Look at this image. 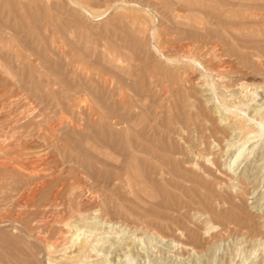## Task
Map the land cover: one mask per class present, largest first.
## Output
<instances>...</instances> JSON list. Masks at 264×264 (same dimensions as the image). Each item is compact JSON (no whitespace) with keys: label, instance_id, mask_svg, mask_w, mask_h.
<instances>
[{"label":"rangeland","instance_id":"1","mask_svg":"<svg viewBox=\"0 0 264 264\" xmlns=\"http://www.w3.org/2000/svg\"><path fill=\"white\" fill-rule=\"evenodd\" d=\"M120 1L0 0V264H66L71 255L80 263L92 237L99 260L83 264H264V129L242 113L259 120L254 108L264 105V1ZM191 74L243 107L231 116L245 125L243 142L228 147L238 138L227 134L218 154L214 142L195 146L214 152L209 172L180 162L190 146L174 137L183 125L194 139L216 132L225 116L197 107ZM242 82L249 98L231 96Z\"/></svg>","mask_w":264,"mask_h":264},{"label":"bare ground","instance_id":"2","mask_svg":"<svg viewBox=\"0 0 264 264\" xmlns=\"http://www.w3.org/2000/svg\"><path fill=\"white\" fill-rule=\"evenodd\" d=\"M68 1V0H67ZM79 1V0H78ZM83 1V0H82ZM114 1V0H113ZM120 1V0H119ZM129 1V0H128ZM179 1V0H178ZM229 1V0H228ZM251 1H253V0H251ZM264 1V0H263ZM70 2H72V1H70ZM73 2H75V6H77L79 3H81V2H78V4H77V2L76 1H73ZM121 2V1H120ZM124 2V1H123ZM126 2H127V0H126ZM133 2V1H132ZM254 2V1H253ZM114 3V2H113ZM119 3V2H118ZM129 3V2H128ZM203 3V2H202ZM208 4H209V2H207ZM219 3H220V1H219ZM232 3H234V2H232ZM239 3V2H238ZM243 3V2H242ZM257 3V2H256ZM116 4V3H115ZM123 3H121L119 6H121ZM125 4V3H124ZM123 4V5H124ZM212 4V3H211ZM229 4H231V3H229ZM236 4V3H235ZM250 4V3H249ZM248 4V5H249ZM80 5V4H79ZM78 5V6H79ZM138 5V4H137ZM118 6V7H119ZM126 6H127V4H126ZM217 6H218V4H217ZM256 6H258V5H256ZM150 7V6H149ZM247 7V6H246ZM87 8H89L88 6H87ZM112 8V7H111ZM116 8H117V6H116ZM126 8V7H125ZM84 9V8H83ZM90 9V8H89ZM109 9V8H108ZM124 9V8H123ZM79 10V9H78ZM91 10V9H90ZM102 10V9H101ZM225 10V9H224ZM81 11V10H80ZM83 11V10H82ZM114 11V10H113ZM120 11H122V9L120 10ZM226 11H228V10H226ZM226 11H225V13L224 14H226ZM230 11V10H229ZM232 11V10H231ZM89 12V11H88ZM123 12V11H122ZM220 12V11H219ZM248 12V11H247ZM114 13V12H113ZM115 13H117V12H115ZM124 13H125V11H124ZM236 13V12H235ZM235 13H233L234 15H236ZM249 13V12H248ZM251 13V12H250ZM220 14V13H219ZM218 14V15H219ZM222 14V13H221ZM241 14H243V12L241 13ZM106 15V14H105ZM118 15V14H117ZM228 15H229V13H228ZM234 15H233V17H234ZM256 15V14H255ZM260 15V14H259ZM119 16V15H118ZM176 16V15H175ZM224 16H226V15H224ZM241 16H243V15H241ZM253 16V15H252ZM219 17V16H218ZM230 17V16H229ZM231 17H232V15H231ZM237 17H239V15L237 16ZM236 17V18H237ZM100 18V17H99ZM145 18H147V17H145ZM241 19V18H240ZM239 19V20H240ZM251 19V18H250ZM254 19V18H253ZM147 20V19H146ZM187 20V19H186ZM196 20V19H195ZM200 20V19H199ZM205 21V20H204ZM212 21V20H211ZM215 21V20H214ZM217 21V20H216ZM241 21V20H240ZM146 21H144V23H145ZM182 22H184L183 20H182ZM194 22V21H193ZM198 22V21H197ZM249 22H250V20H249ZM258 22H260V21H258ZM190 23V22H189ZM195 23V25H196V22H194ZM199 23V22H198ZM203 23H205V22H203ZM147 24V23H146ZM190 25H192V24H190ZM190 25H189V27H190ZM207 25V24H206ZM205 25V26H206ZM147 26V25H146ZM151 26V25H150ZM150 26L148 27V30H149V28H150ZM198 26V25H197ZM202 26H203V24H202ZM204 26V27H205ZM212 26V25H211ZM139 28V27H138ZM142 28H143V26H142ZM175 28V27H174ZM195 28V27H194ZM199 28V27H198ZM208 28V27H207ZM209 28H210V26H209ZM255 28V27H254ZM191 29V28H190ZM200 29V28H199ZM258 29H259V27H258ZM144 30V29H143ZM195 30V29H194ZM209 30V29H208ZM239 30V29H238ZM249 30V29H248ZM65 31V30H64ZM141 32V30H140V28L139 29H137L136 30V32ZM205 31H207V29L205 30ZM212 31V30H211ZM253 32V31H252ZM155 34H156V32H154ZM236 33V32H235ZM238 33H239V31H238ZM250 33V32H249ZM141 34V33H140ZM154 34V35H155ZM241 34V33H240ZM264 34V33H263ZM146 35V34H145ZM153 35V34H152ZM153 35V36H154ZM142 36V35H141ZM143 36H144V34H143ZM157 36V35H156ZM259 37V36H258ZM72 38V37H71ZM80 40V39H79ZM254 40V39H253ZM252 40V41H253ZM87 42V41H86ZM149 42V41H148ZM145 43V42H144ZM239 43V42H238ZM241 45H242V43H240ZM87 46V45H86ZM259 46V45H258ZM96 47V46H95ZM98 47V46H97ZM140 47V46H139ZM147 47V46H146ZM60 48V47H59ZM82 48V47H81ZM244 48H245V46H244ZM111 49V48H110ZM114 49V48H113ZM239 49V48H238ZM96 50H97V52H98V49L96 48ZM112 50V49H111ZM159 50V49H158ZM157 50V51H158ZM169 50V49H168ZM87 51V50H86ZM109 51V50H108ZM161 51V50H160ZM163 51V50H162ZM198 51V50H197ZM112 52V51H111ZM257 52V51H256ZM10 53V52H9ZM94 53V52H93ZM96 53V52H95ZM106 53H107V51H106ZM114 53V52H113ZM202 53V52H201ZM251 53V52H250ZM158 54H160V53H158ZM162 54V53H161ZM245 54H246V52H245ZM249 54V53H248ZM109 55V54H108ZM113 55V54H112ZM114 55H116L115 53H114ZM171 55V54H170ZM195 55H196V53H195ZM111 56V55H110ZM104 57H105V55H104ZM117 57V56H116ZM120 57V56H119ZM179 57V56H178ZM112 58H113V56H112ZM115 58V57H114ZM171 58V57H170ZM193 58V57H192ZM250 58V57H249ZM253 58V57H252ZM105 59H106V57H105ZM104 59V60H105ZM118 59V58H117ZM120 59V58H119ZM125 59V58H124ZM174 59V58H173ZM186 59V58H185ZM199 59H202L201 57H199ZM102 60H103V58H102ZM163 60V59H162ZM166 60V59H165ZM176 60V59H175ZM182 60V59H181ZM191 60V59H190ZM189 60V61H190ZM193 60V59H192ZM192 60H191V63H192ZM252 60V59H251ZM256 60V59H255ZM260 60V59H259ZM108 61H109V59H108ZM114 61H115V59H114ZM161 61V60H160ZM187 61V60H186ZM196 61V63H194L195 65L197 64L199 67H202L203 68V70H205V71H207V68H205L206 66H202V64L204 63H202V62H200V61H198V60H195ZM104 62H106L107 63V61H104ZM166 62V61H165ZM164 62V63H165ZM167 62H170V61H167ZM166 62V63H167ZM175 62V61H174ZM177 62H179V59H178V61ZM123 63V62H122ZM163 63V62H162ZM172 62H170L169 64H171ZM109 64H111V63H109ZM116 64H117V62H116ZM183 64V63H182ZM186 64V63H185ZM184 64V65H185ZM114 65V64H113ZM120 65V64H119ZM173 65V64H172ZM175 65H176V63H175ZM187 65H188V63H187ZM196 65V66H197ZM260 65H261V63H260ZM263 65V64H262ZM116 66L117 65H115V68H116ZM123 66V65H122ZM163 66V65H162ZM170 66V65H169ZM183 66V65H182ZM186 66V65H185ZM190 67H192V66H194V65H189ZM210 66V65H209ZM160 66H158V68H159ZM114 68V67H113ZM114 68V69H115ZM160 68H162V67H160ZM165 68V67H164ZM164 68L162 69V71L164 70ZM171 68V67H170ZM174 68H176V67H174ZM178 68V67H177ZM183 69H184V67H182ZM192 68H194V67H192ZM117 69V68H116ZM115 69V70H116ZM121 69V68H120ZM120 69H118V70H120ZM123 69H125V67L123 68ZM167 69H169V68H167ZM166 69V70H167ZM172 69V68H171ZM188 69V68H187ZM1 70V69H0ZM194 70V69H193ZM208 70H209V68H208ZM259 70V69H258ZM4 71V70H3ZM117 71V70H116ZM168 71V70H167ZM184 71V70H183ZM191 71V70H190ZM196 71V70H195ZM194 71V72H195ZM177 72H178V70H177ZM211 72H212V70H211ZM165 73V72H164ZM163 73V74H164ZM189 73V72H188ZM193 73V72H192ZM199 73V72H198ZM169 74V73H168ZM172 74V73H171ZM182 74V73H181ZM184 74V73H183ZM255 74V73H254ZM11 75V74H10ZM13 75V74H12ZM167 75V74H166ZM179 74H177L176 75V77L178 76ZM249 75V74H248ZM252 75V74H251ZM250 75V76H251ZM262 75V74H261ZM169 77L170 76H172V75H168ZM253 76V78H252V80L254 79H256V78H258L257 76H254V75H252ZM7 77V76H6ZM152 77V76H151ZM182 77V76H181ZM200 78H201V76H199ZM8 78H9V76H8ZM167 78V77H166ZM184 78V77H183ZM247 78V77H246ZM249 78V77H248ZM11 79V78H10ZM251 79V78H250ZM257 80V79H256ZM255 80V81H256ZM167 81V80H166ZM172 81V80H171ZM174 81H175V77H174ZM179 81H181V80H179ZM185 81L188 83V85H190V87H192L196 92V95L194 96V103L197 105V107H198V105L200 106H202V107H204L206 110H209V111H212V107H216V109L217 110H219L220 112H221V114H225V116L223 117V116H221L220 114V118H218V119H220V124H221V126L218 128V131H216V132H212L213 130V128L211 127V131L209 130V132L207 133V134H205L204 136H201V137H197V139L195 138H193L192 137V134H191V131H190V129L188 128V127H184L185 125H183L182 127H180V129H178V131H175L174 132V134H175V138L176 139H178V143H181V144H188L190 147H188L187 149H185L184 151H182L181 150V152H179L180 153V155H181V157L179 158L180 159V162H183V164H185V166L187 167V168H193L194 167V162H197V166L199 167V169L200 170H202V169H205V170H207L206 169V167H205V164H204V162H207L208 160H209V158H210V162H216L215 161V159L214 158H212L213 156L215 157V155H213V153L211 152V154L210 155H212V157L211 156H209L207 153H206V151L205 150H203V148H202V150H198L197 149V147H195L197 144H200V145H204V148L206 149V148H208L209 146H210V144L211 143H215V146L216 147H218L217 148V154H218V152L219 151H221L223 148L222 147H224V146H221V144H222V141H223V139L226 137V136H228L227 134H236L237 135V137L236 138H238L237 139V141H229V143H228V147H235L237 144H238V142H240V141H244V139H242V135H243V130L245 129L244 128V124L242 125V123H240V124H235L234 125V121L231 119V116L234 114V113H237V115H238V113L239 112H241V108H243L242 107V105H241V103L240 102H242L243 103V101H240L239 103V105H241V107L240 106H237L238 105V103H237V105H234V106H232V105H230V104H228L227 102H229V101H225V99H224V97L222 96V94H217L216 92H218L217 90V84H215L214 83V81L213 80H211V81H213V83L211 82H209L210 84H206V83H204L205 82V80L203 79V81H202V83H200V82H198V80H197V78H196V76L194 75V74H191V75H189V76H187L186 75V77H185ZM222 81V80H221ZM225 81V80H224ZM229 81H231V80H229ZM240 81V80H239ZM175 82H177V81H175ZM167 83V82H166ZM169 83V82H168ZM171 83V82H170ZM173 83V82H172ZM226 83V82H225ZM237 83V82H236ZM251 83V82H250ZM176 84V83H175ZM239 84V83H238ZM154 85V84H153ZM158 85H159V88H160V82L158 83ZM166 85V84H165ZM186 85V84H185ZM217 85V86H216ZM4 86V85H3ZM167 86H168V84H167ZM170 86V85H169ZM169 86H168V88H169ZM179 86V85H178ZM183 86V85H182ZM252 86L251 84L249 85V84H247L246 82H242L241 84H240V86H238V87H236L235 89H236V91H234L233 93H231V96H237L238 97V99H239V96H242V97H244V96H247V95H249V89H250V87ZM259 86V85H258ZM150 87H152V86H150ZM156 87V86H155ZM176 87V86H175ZM149 88V87H148ZM158 88V89H159ZM163 88V87H162ZM185 88V87H184ZM188 88V87H187ZM253 88H255V87H253ZM153 89V88H152ZM219 89H221V88H219ZM147 90V89H146ZM225 90V89H224ZM233 90V89H232ZM48 91V90H47ZM182 92V91H181ZM192 92V91H191ZM230 92V91H229ZM156 93V92H155ZM157 93H158V91H157ZM174 93V92H173ZM173 93H172V95H171V97L173 96ZM183 93V92H182ZM194 93V92H193ZM169 94V90H167V87L165 88H163L162 90H161V88H160V91H159V96H157V97H166L167 95ZM191 94V93H190ZM12 95V94H11ZM122 95V94H121ZM153 95V94H152ZM176 96L178 95V94H175ZM184 95V94H183ZM225 95V94H224ZM230 95V94H229ZM13 97V96H12ZM14 97H16V96H14ZM148 97V96H147ZM169 97V96H168ZM179 97V96H178ZM177 97V98H178ZM187 97V96H186ZM228 97V96H227ZM248 97V96H247ZM247 97H245V98H247ZM124 98V97H123ZM146 98V97H145ZM229 98V97H228ZM232 98V97H231ZM249 98V97H248ZM165 99V98H164ZM187 99V98H186ZM13 100V99H12ZM123 100V99H122ZM147 100V99H146ZM169 100V99H168ZM251 100H253V99H249V101H251ZM180 101V100H179ZM185 101H187V100H185ZM247 102H249L248 101V99L246 100ZM138 102V101H137ZM143 102H144V100H143ZM149 102H151V101H148V103ZM155 102H157V101H155ZM160 102H162V101H160ZM168 102V101H167ZM182 102H184V101H182ZM246 102V103H247ZM106 103V102H105ZM147 103V102H146ZM146 103H145V105H146ZM171 103V102H170ZM181 103V102H180ZM245 103V104H246ZM1 104V103H0ZM161 104V103H160ZM244 104V105H245ZM144 105V106H145ZM148 105V104H147ZM162 105V104H161ZM187 105V104H186ZM243 105V106H244ZM249 106L250 105V102L249 103H247L246 104V106ZM258 106H256L254 109H256V112H255V116H256V114H258V116L260 117L259 118V120H256L257 118H255L254 116H251V117H249L247 114H246V112H247V107H245L246 109H245V111H244V109H243V114H241V115H243L245 118V120H247L248 119V121H251V122H255V124H257L260 128H261V126L263 127V129H264V126H263V119H264V105L262 104H257ZM157 106V105H156ZM160 106V105H159ZM191 106V105H190ZM200 106V107H201ZM252 106V105H251ZM160 107H162V106H160ZM181 107H184V106H181ZM231 107H233V109L231 108ZM84 108V107H83ZM144 108H146V106L144 107ZM167 108H169V107H167ZM189 108V107H188ZM195 108V107H194ZM199 108V107H198ZM1 109H2V107H1ZM0 109V110H1ZM86 109V108H85ZM84 109V110H85ZM149 109V108H148ZM164 109V108H163ZM171 109V108H170ZM253 109V108H252ZM75 110V109H74ZM156 110V109H155ZM165 110V109H164ZM187 110H189V109H187ZM86 111V110H85ZM89 111H90V109H89ZM147 111V110H146ZM157 112L159 111L158 110V107H157V110H156ZM172 111V110H171ZM208 111V112H209ZM219 112V113H220ZM1 113V112H0ZM76 113V112H75ZM159 113V112H158ZM206 113V112H205ZM215 113V112H214ZM2 114V113H1ZM92 114V113H91ZM148 114H149V112H148ZM189 114V113H188ZM194 114H196V116H197V113H194ZM208 114V113H207ZM212 114V113H211ZM211 114H210V116H211ZM216 114V113H215ZM141 115V114H140ZM150 115V114H149ZM166 115V114H165ZM241 115H239V116H241ZM164 116V115H163ZM214 116V118H215V116L216 115H213ZM88 117V116H87ZM86 117V118H87ZM162 117V116H161ZM161 117H160V119H161ZM198 117H199V115H198ZM202 117V116H201ZM152 118V117H151ZM166 118V117H165ZM164 118V119H165ZM83 119H84V117H83ZM94 119V118H93ZM98 119V118H97ZM176 119V118H175ZM199 119V118H198ZM205 119V118H204ZM203 119V120H204ZM84 120H86V119H84ZM89 120V119H88ZM136 120V119H135ZM142 120V119H141ZM147 120V119H146ZM166 120V119H165ZM202 120V121H203ZM215 120V119H214ZM243 120V119H242ZM16 121V120H15ZM133 121V120H132ZM131 121V122H132ZM138 121V120H137ZM158 121V120H157ZM163 121V120H162ZM161 121V122H162ZM174 121V120H173ZM195 121V120H194ZM197 121V120H196ZM201 121V123H203ZM212 122H213V120H211ZM210 121V122H211ZM62 122V121H61ZM148 122H151V120L150 121H148ZM164 122V121H163ZM163 122H162V124H163ZM206 122V121H205ZM207 122H209V121H207ZM236 122H237V120H236ZM239 122H240V120H239ZM89 123V122H88ZM134 123V122H133ZM133 123H131L132 125H133ZM158 123V122H157ZM174 123V122H173ZM68 124V123H67ZM148 124H150V123H148ZM159 124V123H158ZM203 124H205V123H203ZM208 124V123H207ZM216 124V123H215ZM71 125H73V124H71ZM70 125V126H71ZM91 125V124H90ZM137 125V124H136ZM179 125V124H178ZM210 125V124H209ZM214 125V124H213ZM65 126V125H64ZM117 126V125H116ZM115 126V127H116ZM135 126V125H134ZM150 126V125H149ZM153 126H155V125H153ZM164 126H166V125H164ZM200 126H202V124L200 125ZM249 126H250V124H249ZM21 127V126H20ZM148 127V126H147ZM170 127V126H169ZM168 127V128H169ZM207 127V126H206ZM209 127V126H208ZM134 128H137V126H135ZM171 128V127H170ZM169 128V129H170ZM172 128H173V126H172ZM210 128V127H209ZM162 129H164V128H162ZM177 129V128H176ZM249 129V128H248ZM253 129V128H252ZM158 130V129H157ZM156 130V131H157ZM174 130V129H173ZM172 130V131H173ZM201 130V129H200ZM208 130V129H207ZM217 130V129H216ZM247 130V129H246ZM250 130V129H249ZM256 130V129H255ZM71 131V130H70ZM252 131V130H251ZM254 131V130H253ZM138 132H140V131H138ZM161 132V131H160ZM148 133V132H147ZM166 133V132H165ZM198 133V132H197ZM247 133H251V132H247ZM63 134V133H62ZM153 134V133H152ZM161 134V133H160ZM159 134V135H160ZM144 135V134H143ZM167 135H168V133H167ZM171 135V134H170ZM197 135V134H196ZM132 136V135H131ZM194 136V135H193ZM249 136V135H248ZM150 137H152V136H150ZM160 137H162V134H161V136ZM166 137V136H165ZM173 137V136H172ZM172 137H171V139H172ZM229 137V136H228ZM145 138V137H144ZM156 138V137H155ZM245 138V137H244ZM153 139V138H152ZM157 139V138H156ZM155 139V140H156ZM86 140V139H85ZM151 140V139H150ZM174 140V139H173ZM225 140V139H224ZM227 140V139H226ZM125 141V140H124ZM161 141V140H160ZM167 141H168V139H167ZM170 141V140H169ZM175 141V140H174ZM173 141V142H174ZM157 142V141H156ZM13 143V142H12ZM35 143V142H34ZM168 143V142H167ZM177 143V142H176ZM213 143V144H214ZM11 144V143H10ZM86 144H87V142H86ZM136 144V143H135ZM157 144V143H156ZM236 144V145H235ZM116 145V144H115ZM163 145V144H162ZM187 145V146H188ZM239 145V144H238ZM246 145V144H245ZM96 146V145H95ZM137 146V145H136ZM135 146V148H137ZM157 146V145H156ZM174 146V145H173ZM214 146V145H213ZM214 146V147H215ZM184 147V146H183ZM203 147V146H202ZM3 148V147H2ZM122 148V147H121ZM181 148V147H180ZM5 149V148H4ZM103 149V148H102ZM176 149V148H175ZM209 149V148H208ZM227 149V148H226ZM233 149V148H232ZM94 150V149H93ZM114 150V149H113ZM177 150V149H176ZM1 151V150H0ZM6 151V150H5ZM167 151H168V149H167ZM169 151H170V147H169ZM132 152H134V151H132ZM149 152V151H148ZM177 152V151H176ZM222 152H223V150H222ZM178 153V154H179ZM107 154V153H106ZM146 154V153H145ZM153 154V153H152ZM151 154V155H152ZM164 154V153H163ZM116 155V154H115ZM129 155V154H128ZM148 155V154H147ZM208 155V156H207ZM154 156H156V155H154ZM114 157V156H113ZM209 157V158H208ZM130 158V157H129ZM134 158V157H133ZM133 158H131L132 160H133ZM137 158V157H136ZM150 158V157H149ZM152 158H153V156H152ZM151 158V159H152ZM158 158H160V157H157V159ZM164 158V157H163ZM216 158H218V155H217V157ZM114 159V158H113ZM117 159H118V157H117ZM122 159V158H121ZM120 159V160H121ZM165 159V158H164ZM120 160H119V163H120ZM136 160H138V159H136ZM154 160V159H153ZM160 160H161V158H160ZM166 160V159H165ZM103 161H105V159L103 160ZM122 161V160H121ZM156 161V160H155ZM162 161V160H161ZM10 162V161H9ZM134 162H135V159H134ZM138 162V161H137ZM148 162V161H147ZM170 162V161H169ZM226 162V161H225ZM3 163V162H2ZM103 163V162H102ZM111 163V162H110ZM130 163H131V161H130ZM164 163V162H163ZM173 163V162H172ZM104 164V163H103ZM112 164H114V162L112 163ZM118 164V163H117ZM153 164V163H152ZM207 164V163H206ZM223 164H226V163H224L223 162ZM136 165V164H135ZM139 165V164H138ZM143 165H144V163H143ZM155 165V164H154ZM212 165V164H211ZM217 165H218V163H217ZM122 166V165H121ZM130 166V165H129ZM132 166V165H131ZM137 166V165H136ZM195 166H196V164H195ZM210 166V165H209ZM211 167V166H210ZM212 167H213V165H212ZM211 167V168H212ZM100 168V167H99ZM153 168V167H152ZM170 168V167H169ZM173 168V167H172ZM209 168V167H208ZM5 169H7V168H5ZM131 169V168H130ZM143 169V168H142ZM158 169V168H157ZM161 168H159V170H160ZM210 169V168H209ZM208 169V170H209ZM105 170V169H104ZM134 170V169H133ZM132 170V171H133ZM139 170V169H138ZM207 170V171H208ZM212 170V169H211ZM214 170V169H213ZM131 171V170H130ZM158 171V170H157ZM173 171V170H172ZM192 171V170H191ZM203 171V170H202ZM127 172V171H126ZM135 172V171H134ZM140 172V171H139ZM143 172H144V169H143ZM142 172V173H143ZM160 172V171H159ZM184 172V171H183ZM209 172V171H208ZM214 172V171H213ZM152 173V172H151ZM185 173V172H184ZM192 173H193V171H192ZM204 173V172H203ZM214 173H216V172H214ZM40 174V173H39ZM127 174V173H126ZM133 174H135V173H133ZM144 174V173H143ZM176 174V173H175ZM210 174V173H209ZM213 174V173H212ZM46 175V174H45ZM48 175V174H47ZM152 175V174H151ZM206 175V174H205ZM42 176V175H41ZM123 176V175H122ZM208 176V175H207ZM215 176H216V174H215ZM46 177V176H45ZM57 177V176H56ZM129 177H130V175H129ZM140 177V176H139ZM145 177V176H144ZM164 177H165V175H164ZM206 177V176H205ZM241 177V176H240ZM44 178V177H43ZM49 179L51 178L50 176L48 177ZM47 177L45 178V179H48ZM142 178H143V176H142ZM183 178H184V176H183ZM208 178V177H207ZM212 178H214V176L212 177ZM211 178V179H212ZM34 179V178H33ZM44 179V180H45ZM56 179V178H55ZM122 179H123V177H122ZM173 179V178H172ZM209 179V178H208ZM241 179V178H240ZM157 180V179H156ZM190 180H191V178H190ZM213 181L215 180V178L214 179H212ZM53 181V180H52ZM127 182H128V180H126ZM136 181V180H135ZM140 181V180H139ZM138 181V182H139ZM146 181H149V180H146ZM162 181V180H161ZM193 181V180H192ZM209 181V180H208ZM37 182H39V179H38V181ZM45 182L46 183H48L49 182V180H48V182L45 180ZM143 182V181H142ZM210 182V181H209ZM215 182V181H214ZM121 183H124L123 181L121 182ZM140 183H141V181H140ZM153 183V182H152ZM152 183H151V185L150 186H152ZM157 183V182H156ZM162 183V182H161ZM164 183V182H163ZM162 183V184H163ZM206 183H207V181H206ZM213 183V182H212ZM234 183V182H233ZM39 184H41V182L39 183ZM45 184V183H44ZM143 184H145V183H143ZM149 184V183H148ZM209 184V183H208ZM210 184H211V182H210ZM229 184V183H228ZM235 184V183H234ZM237 184H239V186H237V187H239V190L240 191H242L243 192V187H242V185H241V181H239V183H237ZM35 184H33V186H34ZM37 186H38V184H36ZM35 185V186H36ZM124 185V184H123ZM131 185H133V184H131ZM140 185V184H139ZM233 185V184H232ZM126 186H128L127 184H126ZM137 186H138V183H137ZM42 187V186H41ZM234 188V187H233ZM236 188V187H235ZM40 189H43V188H40ZM134 189V188H133ZM139 189H141V188H139ZM155 189V188H154ZM125 190V189H124ZM124 190H122V191H124ZM157 190V189H156ZM33 191V190H32ZM35 191H36V189H35ZM57 191V190H56ZM103 191V190H102ZM137 191H139L138 189H137ZM239 191V192H240ZM126 192V191H125ZM135 192V191H134ZM152 192H154V191H152ZM41 193V192H40ZM39 193V194H40ZM127 193V192H126ZM128 193H130V192H128ZM133 193V192H132ZM131 193V194H132ZM137 193V192H136ZM136 193H134L135 195H136ZM160 193V192H159ZM38 194V195H39ZM59 194V193H58ZM87 194V193H86ZM125 194V193H124ZM34 195V194H33ZM133 195V194H132ZM88 196V195H87ZM87 196H85L84 198H81V199H83V201L85 202V204H86V202L89 200V199H87ZM150 196H152V195H150ZM220 196V195H219ZM128 197H130L129 195H128ZM161 197V196H160ZM152 198V197H151ZM151 198L149 199L150 201H151ZM155 198V197H154ZM55 199V198H54ZM53 199V200H54ZM133 199V198H132ZM140 199V198H139ZM138 199V200H139ZM142 199V198H141ZM143 199H144V197H143ZM143 199H142V202H143ZM145 199H148V197L147 198H145ZM153 199V198H152ZM97 200V199H96ZM91 201H92V199H91ZM137 201V200H136ZM154 201V200H153ZM152 201V202H153ZM198 202V201H197ZM32 204V203H31ZM48 204V203H47ZM211 204V203H210ZM29 205V204H28ZM38 205V204H37ZM92 205V204H91ZM49 206V205H48ZM178 206V205H177ZM15 207V206H14ZM55 207H56V205H55ZM87 207V206H86ZM104 207V206H103ZM85 208V207H84ZM94 208V207H93ZM91 209V208H90ZM152 209V208H151ZM213 209V208H212ZM97 210V209H96ZM99 210V209H98ZM104 210V209H103ZM29 211V210H28ZM80 211V210H79ZM82 211V210H81ZM105 211V210H104ZM212 211H214V209L212 210ZM244 211V210H243ZM246 211V210H245ZM45 212V211H44ZM57 212V211H56ZM85 212V211H84ZM96 212V211H95ZM101 212H103V211H101ZM106 212H107V210H106ZM105 212V213H106ZM40 213V212H39ZM93 213V212H92ZM97 213H99V212H97ZM80 214V213H79ZM78 214V215H79ZM83 214V213H82ZM96 214V213H95ZM85 215V214H84ZM106 215V214H105ZM74 216V215H73ZM101 216V215H100ZM95 217V218H93V220H96V219H98V218H101V217ZM109 216V215H108ZM104 217V216H103ZM213 217V216H212ZM86 218V217H85ZM92 218V217H91ZM107 218V217H106ZM87 221H88V219H86ZM99 220V219H98ZM101 220V219H100ZM108 220V219H107ZM111 220V219H110ZM76 221V220H75ZM84 221V220H83ZM90 221H92V220H90ZM207 221V220H206ZM112 222V221H111ZM111 222H108L107 223V226H111V228L113 229V227H112V225H116V223L114 224V223H111ZM11 223V222H10ZM14 223V222H13ZM12 223V224H13ZM186 223V222H185ZM8 224V223H7ZM6 224V225H7ZM99 224V223H98ZM187 224V223H186ZM1 225V224H0ZM76 225V224H75ZM90 225H92V224H90ZM103 225H105V221H103L102 223H100V228H102L103 229V227H101V226H103ZM188 225V224H187ZM2 226V225H1ZM0 226V227H1ZM4 226V225H3ZM8 226V225H7ZM16 226V225H15ZM96 226V225H95ZM106 226V225H105ZM6 227V226H5ZM17 227V226H16ZM25 227V226H24ZM89 227V226H88ZM9 228H11L10 226H9ZM91 228V227H90ZM98 228V227H97ZM96 228V229H97ZM99 228V230H101ZM110 228V229H111ZM1 229V228H0ZM12 229H14V227L12 228ZM18 229V228H17ZM92 229H94V227L92 228ZM95 229V231H98V230H96ZM115 229H117L116 227H115ZM89 230V229H88ZM109 230V229H108ZM108 230H106V236H108V234H109V231ZM33 231V230H32ZM91 231V230H90ZM102 231V230H101ZM105 231V230H104ZM118 231H121V230H118ZM14 232V231H13ZM113 232H114V229H113ZM123 232V231H122ZM137 232V231H136ZM30 233V232H29ZM85 233V232H84ZM19 234V233H18ZM26 234V233H25ZM96 234V233H95ZM98 234V233H97ZM100 234H102V233H100ZM116 234H118V233H116ZM135 234V233H134ZM133 234V235H134ZM99 235V234H98ZM89 236H91V235H89ZM115 236V235H114ZM132 236V235H131ZM92 237V236H91ZM99 237V236H98ZM98 237L96 238V239H98ZM108 237H110V236H108ZM73 238V237H72ZM90 238V237H89ZM93 238V237H92ZM92 238H90V239H92ZM101 238V237H100ZM105 238V237H104ZM103 238V239H104ZM126 238V237H125ZM37 239V238H36ZM90 239H89V241H90ZM95 238H93V240H94ZM108 239V238H107ZM86 240H87V237H86ZM98 240H100V239H98ZM127 240V239H126ZM143 240V239H142ZM169 240V239H168ZM37 241H39V240H37ZM89 241H88V243H83L82 244V246H80V247H78V248H80L78 251H77V253H79L78 254V256H79V259L81 260L80 261V263H79V260H76L75 258H73V257H75L74 255L72 256L71 254V256L69 257L67 254V256L69 257L67 260H66V264H83V259L84 258H86V257H88L89 258V260L91 259V261H94V260H96V259H98L99 257H98V254H99V252L96 254V256L97 257H95V258H91V256H90V253L93 251V250H95L94 248H95V246H92L93 244H94V242L95 241H97V240H95L94 242H93V244L91 245V243H89ZM115 241V240H114ZM113 241V243H115L116 244V242H114ZM122 241V240H121ZM91 242V241H90ZM120 242V241H119ZM107 243V242H106ZM112 243V242H111ZM128 243H129V241H128ZM137 243V242H136ZM77 244V243H76ZM79 244V243H78ZM97 244V243H96ZM100 243H98L97 245H99ZM115 244H113V245H115ZM73 245V244H72ZM101 245V244H100ZM119 246H120V243L118 244ZM124 245V244H123ZM122 244H121V246H123ZM129 245V244H128ZM136 245V244H135ZM78 246V245H77ZM103 246V245H102ZM107 246V245H106ZM94 247V248H93ZM131 247V246H130ZM146 248V247H145ZM77 249V248H76ZM65 250V249H64ZM99 250V249H98ZM102 250V249H101ZM124 250V249H123ZM76 251V250H75ZM124 251H126V249L124 250ZM7 252V251H6ZM94 252V251H93ZM96 252V251H95ZM100 252H102V251H100ZM109 252V251H108ZM93 254V253H92ZM105 254V253H104ZM121 254H122V252H121ZM63 255V254H62ZM107 255H109V254H107ZM8 256V255H7ZM63 257V256H62ZM65 257V256H64ZM77 257V256H76ZM2 258V257H1ZM0 258V259H1ZM11 258H12V256H11ZM58 259V258H57ZM65 259V258H64ZM111 259V258H110ZM13 260V259H12ZM61 260V259H60ZM86 260V259H85ZM84 260V261H85ZM99 260V259H98ZM97 260V261H98ZM51 261H53V260H51ZM57 261V260H56ZM61 261H63V260H61ZM65 261V260H64ZM1 262V261H0ZM8 262V261H7ZM86 262V261H85ZM90 262V261H89ZM102 262H104V260L102 261ZM102 262L100 263V264H102ZM49 263V262H48ZM52 262H50L49 264H51ZM60 263V262H59ZM108 263V262H107ZM8 264H10L9 262H8ZM18 264H20V262L18 263ZM61 264V263H60ZM85 264V263H84Z\"/></svg>","mask_w":264,"mask_h":264}]
</instances>
